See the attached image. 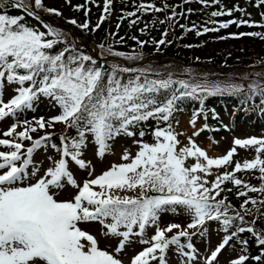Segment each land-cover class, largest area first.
Segmentation results:
<instances>
[{
    "label": "snow or ice",
    "instance_id": "obj_1",
    "mask_svg": "<svg viewBox=\"0 0 264 264\" xmlns=\"http://www.w3.org/2000/svg\"><path fill=\"white\" fill-rule=\"evenodd\" d=\"M66 2L70 4L71 0ZM189 2L191 0H185V3ZM199 2L210 6L208 0ZM212 3L219 4L220 0H212ZM111 4L112 0H104V13L111 14ZM261 5H264V0H256L255 6L259 8ZM8 6L22 10L38 21L41 19L38 11L61 15L56 9L48 8L44 0H0V9ZM82 7L78 5L76 10ZM168 7L167 4L160 8L141 3L136 6V12L126 13L125 18L135 17L137 12L159 13ZM233 11L244 10L238 6L230 10L221 7V10L211 12L210 16H231ZM178 15L182 13L172 8V15L159 23L172 24ZM261 17L264 19V13H261ZM105 19L106 16L102 14L96 27L99 28ZM24 20V15L0 14V82L6 81L8 85L16 86L15 94L7 103L0 98V121L33 110L41 98L57 107L59 114L47 120L40 117L34 122L24 120L22 124L13 123L2 134L11 139L0 138V147L9 149L0 151V264H122L121 259L101 250L97 240L78 226L89 221L103 225L107 230L105 235L121 238L116 253L126 247L132 236L140 237L139 242L148 245L134 256L131 264H152L153 261L167 264L166 254L172 246L187 259H193L195 249L191 243L192 236L205 235L206 225L210 221L217 222L220 230L226 234L230 229L235 230L222 238L216 249L205 258V264H216L219 254L238 233H251L256 243L264 246V231L257 232L254 227L243 226L248 223L245 215L252 214L246 205L257 206V211L264 207V199L247 198L249 193L264 196V138L235 139L233 147L224 156L210 158L191 137L188 144L178 150L179 134L172 127V120L182 110L180 104L185 100L199 101L201 105V110L194 111L189 121L194 126L203 115L205 99L243 93L245 90L241 85L207 79L195 82L178 80L172 74L159 78L160 74L156 73L158 78H150L151 69L122 67L116 63L105 67L96 58L69 43L66 33L46 23L43 27L47 31H41L22 23ZM137 22L136 19L131 20L129 27ZM68 23L75 25L76 21L70 20ZM205 23L217 22L209 20ZM230 24L264 27V24L248 20H229L219 23L218 28L204 27L203 32L197 31L196 34L215 32L228 28ZM78 27L88 29L89 24L86 21ZM181 27L185 31H193L196 26ZM144 31L141 29L142 34ZM167 35L168 31L165 30L162 37ZM241 35L264 39L261 32ZM132 39L136 40V37ZM136 42L141 48L144 47L145 42ZM153 43L159 50L166 41L161 38ZM60 44L64 45L62 50L53 52ZM99 47L101 56L106 53L107 56L128 61L142 59L141 55H126L113 51L111 47L105 49L103 44ZM248 90V99L256 94L264 97V86L259 83L249 84ZM149 120L156 122L152 143L143 142L145 132L140 131L141 140L135 141L139 148L135 156H131L128 150L121 156L123 161L130 162L113 164L95 179L85 180L82 187L77 184L69 171V161L80 169L89 166L81 159L89 136L96 146V155L103 158L111 151V142L117 137H133L135 132L132 129ZM161 123L166 127H161ZM57 124L65 125L66 129H75L78 136L73 138L61 134L59 145L49 144L53 133L45 130L54 129ZM17 127L23 130L17 132ZM207 127L205 124L204 128ZM38 130L45 131V134L33 139L31 133ZM193 135H199V132ZM25 140L30 141L31 146L25 148ZM47 147L58 153L59 159L48 157L51 166L40 175V167L34 164V154ZM237 148H252L255 157L243 163L235 162L231 172L218 174L210 182L207 176L212 174L211 169L231 165ZM188 158L195 160L191 166H186ZM242 171L258 173L255 178L260 184L251 185L238 178L236 173ZM225 182H231L239 189L238 198L246 197L240 205L243 214L233 210L234 214L230 215L232 205L227 202L228 198L217 199L222 192L232 191L231 188L222 187ZM65 183L77 188L78 192L71 201H57L53 190H60ZM117 191H138V195L121 196L115 194ZM169 212H181L189 222L186 225L170 223L160 227L158 222L161 215ZM251 223L254 225L256 221ZM150 226L155 227V233L149 239L145 238V232ZM137 228L138 231H135ZM174 230L177 231L169 237L168 234ZM182 238L188 243H181ZM246 245L247 241H242V246ZM185 248L188 252H183ZM248 259L241 255L231 264H246ZM253 259L258 264H264V251Z\"/></svg>",
    "mask_w": 264,
    "mask_h": 264
},
{
    "label": "trees",
    "instance_id": "obj_2",
    "mask_svg": "<svg viewBox=\"0 0 264 264\" xmlns=\"http://www.w3.org/2000/svg\"><path fill=\"white\" fill-rule=\"evenodd\" d=\"M73 1L77 6H84L78 11L77 15L82 24L88 22V29L65 23L55 14H49V17L56 26H52L50 22L44 19L43 15L38 14L41 17L40 21L66 33L69 43L74 44L77 49L93 56V58L95 57L88 45L89 42L96 46L99 55V46L103 44L105 49L111 47L113 51H120L126 55H141L142 59L155 57V59H149L145 63L133 67L137 61L142 59L128 61L123 58L107 56L105 53L104 56H100L113 59H97L98 63L104 64L105 67L112 63L121 65L122 61L125 67L151 69L150 78H158L155 74L159 73V78H167L169 74H172L174 79L193 80L194 82L203 81L205 77L208 81L215 82L214 79L217 78L222 83L237 85H241L237 83L241 81L247 84L243 87L245 90L243 93L216 95L205 99L203 111L207 113V116L212 112H216L220 116L225 115L227 107L231 111L226 123L218 124L214 121H208L210 126L207 128L211 132L221 134L222 127H229L234 130L237 126L243 124L251 132L264 133V106L262 104L264 97L256 94L251 99L247 98L249 84L255 82L264 86V39L241 35L250 32L264 33V27H249L246 24H241L238 27L236 24H230L228 28H220L215 32L209 31L202 35L196 34L197 31L203 32L204 27L218 28L219 23L229 20H248L255 24H264V19L261 17V13H264V5L259 8L256 7V0H251V2L249 0H220L219 4H213L212 0H208L210 6H205L199 0H191L189 3H185V0H115L111 4V10L113 11L108 15L102 11L103 0H94V2H89V0L88 2L86 0ZM141 3L154 4L160 8H164V5L167 4L169 7L159 13L152 11L147 13L137 12L135 17L125 18L126 13L136 12V6ZM237 6L244 11H233L231 16H210L211 12L221 10V7L224 10H230L235 9ZM172 8H175L176 12L182 13V15L176 16L172 24H160V20L172 15ZM86 11L87 15H85ZM4 13L13 16L25 14L22 10L11 6L0 9V14ZM102 14L106 16V19L97 28L96 25ZM133 19L138 22L129 27L130 21ZM154 20L156 21L155 24H153ZM209 20H215L217 23L206 24L205 22ZM118 24L120 25L119 28H117ZM181 25L186 28H193L194 25L196 27L193 31H185V28H182ZM141 29H145L143 34ZM165 30L168 31V35L162 37ZM71 31L75 34L74 38ZM132 37H136V40ZM222 37H227V39H221ZM161 38H164L166 43L157 50L153 41H159ZM137 40L145 42L143 48L137 44ZM63 47V44L57 45L52 51L62 50ZM231 67L234 69L229 73H225ZM252 68L258 70L250 74ZM180 107L189 110L201 109L199 101L193 100H185L180 104ZM151 124V120L145 123L147 127H150ZM139 128L142 129L141 126ZM66 134L73 138L78 136L75 129H68ZM59 137L60 135L52 137L51 144L59 145ZM257 175L258 173L249 171L236 173L238 178L255 186L260 184V181L255 178ZM226 183V188H231L232 191L222 192L217 199L225 196L228 198L227 202L232 205V208L229 209L230 215L234 214L233 210L243 214L244 210L241 209L240 205L246 197L238 198L237 192L239 189L234 187L231 182ZM224 184L223 187H225ZM247 198L259 201L264 199V196L258 193H249ZM246 207L251 210L252 214L245 215L244 219L248 223L243 226L254 227L257 232L264 231V207H260L259 211H257V206L251 204L246 205ZM253 220L256 221L254 225L251 223ZM233 230L235 229L233 228ZM232 241L227 254L238 253L239 248L243 247L245 256L249 257L246 264H258L253 258L264 251V246L258 245L251 233H238ZM242 241H247V245L242 246Z\"/></svg>",
    "mask_w": 264,
    "mask_h": 264
},
{
    "label": "rangeland",
    "instance_id": "obj_3",
    "mask_svg": "<svg viewBox=\"0 0 264 264\" xmlns=\"http://www.w3.org/2000/svg\"><path fill=\"white\" fill-rule=\"evenodd\" d=\"M113 1V0H112ZM45 5L48 8L56 9L61 13L59 17L60 20L67 23L70 20H75V25H82V23L78 19V11L76 10V4L73 0H71L70 4L66 2V0H44ZM104 7V2H103ZM40 12V11H38ZM43 12V11H42ZM40 12V14L42 13ZM25 20L21 21L22 23H27L31 27L39 28L41 31H47L43 27V22L33 19L32 17H28L24 14ZM47 17V16H46ZM67 21V22H66ZM72 25V24H71ZM72 37H74L73 31H71ZM94 53H98L97 48L91 47ZM233 67L228 68L225 73H229ZM258 69L252 68L251 73H255ZM247 76V75H246ZM206 78V77H205ZM204 78V80H205ZM215 81H219L217 78ZM222 83V82H221ZM241 84L242 87H245L247 84L243 82H237ZM15 85H8L6 81L0 82V98L3 99L5 103H7L15 94ZM183 108V107H182ZM229 110L227 108L226 114L221 115L219 120L225 121V116H227ZM59 114V109L57 107H53L52 104L44 98H41L35 105L33 110H26L23 113H20L17 117L6 118L0 121V138L11 139L9 137H3V132L9 130L13 123L22 122L24 120L34 122L40 117H44L46 120L50 119ZM205 115H201L197 120L195 125H191L189 121L190 118V110L188 108H183L181 111H178L175 114L174 119L172 120V127L178 133V140L180 142L178 146V150L180 147L186 146L189 141V137L202 149L206 152V154L210 158H219L224 156L232 147L235 139H247L251 138L248 136V132L244 129V126L236 129L231 132L227 130L223 132L222 135H215L208 132H202L203 122L205 121ZM211 120H218L216 116L211 118ZM65 125L57 124L54 129H46L47 132H52L53 134L64 129ZM22 127H17V132L22 131ZM45 131H37L36 133H31L33 139H37L40 135H44ZM194 132H199V135H193ZM251 134V133H249ZM255 136L261 137V135L255 134ZM264 136V135H262ZM264 138V137H263ZM141 140L137 136L133 137H125L120 136L117 137L113 142H111V151L103 156V158H99L96 155V146L94 145V141L89 136L88 141L86 142V146L83 149V153L81 159L88 162V167L85 169L78 168L74 162L69 161V171L73 174L77 184L82 187L83 182L85 180L96 178L101 175L104 171L109 170V168L113 165H119L121 163H128L130 161H123L121 156L123 155L125 150H128L131 153V156H135L136 152L139 150L138 145L135 141ZM25 148L31 146L30 141H23ZM0 151H9L8 148L0 147ZM48 157H53L55 159H59V154L54 152L51 147L43 148L34 154V164L40 167V175H43L44 170L51 166ZM255 157V150L252 148L242 149L237 148L236 154L232 158V164L228 166H224L221 168L213 167L211 169V175L207 176V179L211 182L215 180L216 175L222 174L225 171L231 172L235 167V162L239 161L243 163L245 160H252ZM195 160L193 158H188L186 160V166H191ZM91 173V176L89 175ZM203 175V174H201ZM34 182V181H31ZM210 186V185H209ZM225 189H227L225 187ZM77 188L72 187L71 185H67L66 183L60 190H53L55 192V199L57 201H71L75 196V191ZM94 190L99 191L98 188H94ZM116 195L121 196H137L138 191L133 192H115ZM148 195H154V193H148ZM110 223L111 221H107ZM188 219L181 213H172L169 212L167 214H162L159 220V226L165 227L170 223H180L181 225H186L188 223ZM82 230L91 234L98 242V247L101 250L108 251L110 254H113L117 258L122 260V264H131L130 260L134 258L136 254H138L141 250H143L148 245L141 244L140 238L136 236H132L129 238V241L126 247L120 252L116 253L115 249L119 245L120 237H115L111 235H105L106 228L96 221H89L85 223H80L78 225ZM207 232L205 235L201 236L199 234L193 235L191 239V243L195 249V252L192 254L193 259L189 260L185 255H181L180 252L176 249L175 246L170 247L169 251L166 254L167 264H205V258L211 254L213 250L221 243L222 238L231 233H224L220 230V227L217 222L210 221L206 225ZM123 230V229H121ZM135 231H138L134 229ZM146 237L149 238L154 235L155 227L150 226L146 229ZM177 230H174L173 233H169V237L175 234ZM190 232H194L196 230H189ZM234 239V238H233ZM232 241V240H231ZM229 242V244L231 243ZM183 242V238L181 243ZM188 243V241H186ZM185 243V244H186ZM228 247V246H227ZM183 252H188V249H183ZM225 247L222 252L218 256V260L216 264H229L232 260L239 257L238 254L242 253L244 255L245 251L243 247L239 248L238 253H229ZM152 264H158L157 261H153Z\"/></svg>",
    "mask_w": 264,
    "mask_h": 264
}]
</instances>
